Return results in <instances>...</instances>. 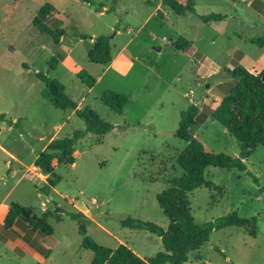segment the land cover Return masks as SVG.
Returning a JSON list of instances; mask_svg holds the SVG:
<instances>
[{"label":"rangeland","instance_id":"374dc122","mask_svg":"<svg viewBox=\"0 0 264 264\" xmlns=\"http://www.w3.org/2000/svg\"><path fill=\"white\" fill-rule=\"evenodd\" d=\"M194 1L197 14L226 18L204 23L190 11L175 13L164 0H118L112 12L111 0H0V114H6L0 121V264H90L94 253L82 247L78 224L67 215L75 211L91 220L88 235L101 245L125 244L145 259L162 251L158 236L122 227L120 220L131 216L168 228L156 195L183 174L177 158L187 143L175 134L190 104L205 115L191 129L205 149L241 156L243 147L210 114L234 84L224 68L264 67V44L252 42L264 39V0ZM45 2L56 8L48 25L65 29L60 46L33 26ZM99 35L110 38L108 65L89 59ZM181 38L194 42L191 55L177 49ZM57 55L59 63L51 69ZM217 63L221 68L215 70ZM76 69L95 77V86L82 83ZM35 73L59 80L79 109L91 108L114 126L130 125L79 140L75 163L56 166L61 181L49 196L40 192L48 175L36 158L51 140L72 137L86 123L74 110L43 99L44 84ZM108 89L127 97L123 115L102 102ZM244 164V170L208 167L205 179L223 193L198 187L189 194L190 207L198 223L235 210L256 216L257 236L240 227L214 230L188 263L264 264V147ZM13 203L38 217L48 213L53 234H31L22 218L6 229L3 221ZM40 242L51 249L47 259L36 249Z\"/></svg>","mask_w":264,"mask_h":264},{"label":"trees","instance_id":"16d2710c","mask_svg":"<svg viewBox=\"0 0 264 264\" xmlns=\"http://www.w3.org/2000/svg\"><path fill=\"white\" fill-rule=\"evenodd\" d=\"M111 3L112 6L107 10L109 12L115 10L118 0H111ZM163 4L177 14L190 11L204 23L222 21L226 18V15L223 14H197L194 0H186L184 4L176 0H164ZM55 11L56 8L52 3L45 2L38 9L32 23L36 29L48 34L54 45L60 46L61 38L66 34L65 29L62 27L52 29L47 23ZM82 37L87 38L88 36L82 35ZM252 42L263 46L264 39L254 38ZM177 49L191 55L194 42L181 38ZM59 57L57 55L51 58V69H54L59 63ZM89 59L100 65H108L112 62L109 36L95 37L93 47L89 52ZM224 69L234 80V84L211 112L210 117L223 125L243 147L241 156L234 157L223 152L205 149L203 143L191 132L192 127L205 120V115L200 112L196 104H190L188 108L181 111L179 127L175 134L180 140L187 143L186 148L179 153L177 158V163L183 170V174L170 179L166 188L156 195L159 206L169 220L168 228L164 229L156 223L131 216L120 220L122 227L147 231L158 236L161 239L163 250L145 259L125 244H119L115 248L101 245L88 235V226L91 220L85 214L80 211L67 212V215L78 224L79 233L83 237L82 247L94 253L90 264H190L188 263L189 255L200 250L210 240L214 230L240 227L245 228L250 236H257L258 219L256 216L242 217L235 210L212 222L198 223L194 219L190 207L189 194L198 187L214 188L220 194L223 193L222 187L205 179L204 175L208 167L244 170L246 168L244 159L252 155L258 146L264 147V67L257 72L250 71L242 65L234 69ZM75 74L82 83L90 88L94 87L97 82L95 77L85 69H76ZM34 75L44 84L41 91L43 99L56 108L74 110L76 115L86 123V128L75 131L72 137L51 140L46 150L36 158L35 165L48 175L47 183L40 188V192L49 196L61 181V177L56 172V166L75 163V145L79 140L88 134L103 137L115 128L125 131L130 128V125L114 126L102 119L91 108L79 109L78 102L66 93L59 80L43 73ZM127 100L125 95L112 89L106 90L102 96V102L120 115L124 114ZM5 117L6 114L1 113L0 121L5 120ZM255 181L258 182L257 178ZM48 217V213L38 217L19 203H13L4 218L3 226L6 229H12L17 220L22 218L26 221L31 234L39 232L47 237L54 232L47 222ZM56 218L60 220V217ZM27 240L29 241L28 238ZM36 249L44 259L50 257L51 249L43 246L41 242L38 243Z\"/></svg>","mask_w":264,"mask_h":264},{"label":"crops","instance_id":"0c3cea01","mask_svg":"<svg viewBox=\"0 0 264 264\" xmlns=\"http://www.w3.org/2000/svg\"><path fill=\"white\" fill-rule=\"evenodd\" d=\"M215 66H216L215 70H218L219 68H221V66L218 63ZM9 242L12 243V241H9ZM5 244H8V243H5Z\"/></svg>","mask_w":264,"mask_h":264}]
</instances>
